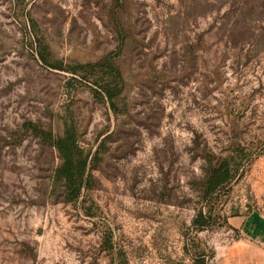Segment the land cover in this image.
<instances>
[{
  "label": "rangeland",
  "instance_id": "1",
  "mask_svg": "<svg viewBox=\"0 0 264 264\" xmlns=\"http://www.w3.org/2000/svg\"><path fill=\"white\" fill-rule=\"evenodd\" d=\"M104 61L114 107L71 70ZM28 124L74 128L78 200ZM225 160L236 172L206 198ZM245 221H264V0H0V264H192L193 243L255 264Z\"/></svg>",
  "mask_w": 264,
  "mask_h": 264
},
{
  "label": "trees",
  "instance_id": "2",
  "mask_svg": "<svg viewBox=\"0 0 264 264\" xmlns=\"http://www.w3.org/2000/svg\"><path fill=\"white\" fill-rule=\"evenodd\" d=\"M33 45L36 46L35 43ZM38 57L46 67L61 70V67L49 65L41 53H38ZM71 70L76 75L79 72L84 76L86 75V77L81 78L92 86L90 89L95 98L107 101L111 107L115 106L114 101L121 92L119 86L122 78L120 72L112 63L104 61L95 64L77 65ZM87 74H94L95 76L89 79ZM28 127L34 135L56 150L61 164L56 169L55 175L63 182L67 199L69 201L78 200L85 182L87 159L76 143L74 128L65 125L62 135L53 137L50 132H46L33 124H28ZM233 165L225 160L211 167L204 184L203 194L206 198L211 197L230 183L233 173L236 172V166L234 167ZM210 218V216L207 217L202 211H199L193 219V226L198 229L208 228L213 225V221ZM193 245L195 253L192 264H209L212 253L203 249L199 243H193Z\"/></svg>",
  "mask_w": 264,
  "mask_h": 264
},
{
  "label": "crops",
  "instance_id": "3",
  "mask_svg": "<svg viewBox=\"0 0 264 264\" xmlns=\"http://www.w3.org/2000/svg\"><path fill=\"white\" fill-rule=\"evenodd\" d=\"M236 225L244 238L238 249H243L241 252L245 257H255V264H264V221H245Z\"/></svg>",
  "mask_w": 264,
  "mask_h": 264
}]
</instances>
